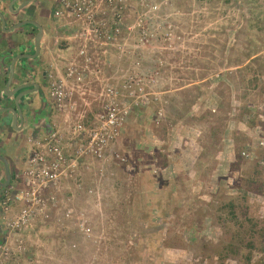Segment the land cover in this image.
Wrapping results in <instances>:
<instances>
[{"label":"rangeland","instance_id":"1","mask_svg":"<svg viewBox=\"0 0 264 264\" xmlns=\"http://www.w3.org/2000/svg\"><path fill=\"white\" fill-rule=\"evenodd\" d=\"M124 4L125 21L134 30L107 48L112 64L101 60L91 67L96 76L89 89L98 92L106 80L122 85L132 72L144 77L141 83L149 94L145 101L159 110L156 121L154 111L148 110L155 146L148 147L150 136L138 119L130 122L139 103L124 126L125 135L110 145L121 160L95 158L103 170L95 176L86 174L78 186L64 183L63 206L52 219L37 220L31 230L11 235L10 243L22 239L25 245L23 250L18 246L16 264H221L214 247L226 239L237 243L235 231L243 232L245 226L236 221L252 217L264 228V196L249 191L246 182L264 155L256 143L264 130V102L258 90L247 95L243 81L246 78L249 84L255 72H264V0H124ZM152 4L159 7L151 12ZM159 28L166 43L146 39L137 44L138 31ZM56 54L54 64L62 71L67 55ZM86 100L87 105L80 102L84 116L100 108L97 97ZM65 118L56 115L61 125ZM138 146L143 147L139 153L146 154L147 167L155 166L151 174L139 168ZM159 146L170 156L168 166L155 159ZM248 146L251 156L240 159L239 149ZM21 152L22 158L29 156L30 148ZM87 165L88 172L90 160ZM148 187H152L148 199L138 201L136 194L148 192ZM231 202L237 219L230 216ZM67 209H72L70 218L65 216ZM152 214L158 219L152 220ZM132 233L145 236L142 249L133 246ZM256 244L262 246L264 240Z\"/></svg>","mask_w":264,"mask_h":264},{"label":"built area","instance_id":"2","mask_svg":"<svg viewBox=\"0 0 264 264\" xmlns=\"http://www.w3.org/2000/svg\"><path fill=\"white\" fill-rule=\"evenodd\" d=\"M60 4L55 17L64 27L71 26L77 32L74 37L79 43L78 59L56 80L50 75L49 96L55 110L64 115L66 121L55 125L45 135L28 139L30 154L24 160L25 167L17 171L16 182L4 199L8 234L0 264L17 263L18 246L22 249L25 245L22 239L15 240V244L8 239L12 234L31 230L37 220H49L58 213L64 183L81 177L82 167L84 170L90 168L85 164L88 157L121 160L110 145L121 134L132 108L139 103L147 104L145 100L149 96L141 83L144 77L134 72L122 85L116 86L106 80L98 92L93 94L89 89L91 76H96L91 67H97L101 60L112 64L106 54L107 48L114 47L125 32L134 30L133 25L125 21L124 0H61ZM158 7L152 4L151 12ZM146 39L149 37L144 34L141 41ZM87 96H95L100 102L101 111L92 121L80 114L83 107L80 102L87 105ZM258 145L264 147V135ZM242 155L249 158L251 153L245 150ZM65 216L72 217V209H67Z\"/></svg>","mask_w":264,"mask_h":264},{"label":"flooded vegetation","instance_id":"3","mask_svg":"<svg viewBox=\"0 0 264 264\" xmlns=\"http://www.w3.org/2000/svg\"><path fill=\"white\" fill-rule=\"evenodd\" d=\"M60 2L0 0V63L7 57L5 60L9 65L7 78L1 77L3 73H0V126L7 116L16 117L18 126L23 125L25 133L28 131L25 136L18 132V145L23 143V139L29 142V138L45 135L55 125H59L56 115L64 117L55 110L54 101L49 96V85L51 78L56 80L78 59L75 49L79 45L73 42L77 32L71 26L64 27L61 20L55 17ZM54 54L60 58L62 54L67 55L63 57L67 65L63 71H60L58 64H54ZM17 86L18 92L11 95V88L16 89ZM6 88L7 92L3 91ZM15 164L14 161H0V262L5 236L8 234L3 204L6 193L16 182Z\"/></svg>","mask_w":264,"mask_h":264},{"label":"trees","instance_id":"4","mask_svg":"<svg viewBox=\"0 0 264 264\" xmlns=\"http://www.w3.org/2000/svg\"><path fill=\"white\" fill-rule=\"evenodd\" d=\"M144 34H147L150 42H154L157 41L160 44H164L166 43V38L164 37L165 32L163 29H158L157 32L151 29L146 31H138L137 34V44L141 45L143 44L141 41V38L144 36ZM149 41V40H148ZM146 47H142L140 49H144ZM158 59L162 60V57H158ZM257 60V59H256ZM154 64L158 62V60H154ZM240 70V69H237ZM256 75H254V77L250 80V83L248 84V80L245 78L244 81V90L246 92L247 95H249L252 92L255 91H259V98L261 100V102H264V87H262L261 82L262 79L260 78V76L263 75L264 77V72L259 74L258 72H255ZM262 77V78H263ZM92 78V76H91ZM248 78V77H247ZM245 97V94H244ZM260 102V101H259ZM264 104V103H263ZM143 105L145 104H141L139 105L140 107H143ZM138 106V105H136ZM134 111L136 108H132ZM245 112H249L248 109V105H246V107L244 108ZM101 109L99 108L98 110H94V112H90L88 113V117L90 118V120L92 121L94 118L93 116H95L97 113H100ZM264 114V113H263ZM132 113L130 114L129 118L131 117ZM128 118V120H129ZM124 129V128H123ZM123 129L120 131L122 133ZM217 135V134H216ZM259 138L257 139V150H261L264 151V147H261L258 145L259 139L263 137L264 135V130L259 131L258 133ZM253 141V140H252ZM249 151L252 152L251 150V146H248L247 148H244V150H240L238 151V157L240 159H244V156L242 155L243 151ZM241 151V152H240ZM156 153V154H155ZM155 159L157 161L161 159H163L164 164L163 166H168L170 164V160H169V156L166 154V152L164 153L163 150L161 151H157L155 150ZM153 157V156H152ZM264 155H262V157H260V159H257L256 161V167L254 168V172L247 177V188L249 191H257L258 193H260L261 195L264 196V161H262ZM248 162L252 163L251 160H248ZM151 168H155V166H152ZM136 197L139 198L138 201H145L147 200L146 196L143 193H137ZM136 198V199H137ZM141 199V200H140ZM142 202V201H141ZM139 204V203H138ZM174 204V203H173ZM140 205V204H139ZM137 204L134 205L135 208H137ZM154 206V204H153ZM228 206V205H227ZM155 207V206H154ZM163 208V206H162ZM229 208L230 210V216L233 219H237V216L235 214V210H236V205L231 202L229 203ZM133 209V207H132ZM153 215V214H152ZM158 219L157 215H153L152 216V220ZM244 223H242L243 221H236V223H240V227L241 226H245V228H243V232H236L235 231V239L237 240V243H232L230 241H222L219 243H216L217 245H215L213 253H215L218 262L221 264H225L226 262H236L237 264H264V244L261 246H258L257 241H260V239L264 240V228L260 227V225L258 224L259 222H257L258 220L252 218V217H245ZM246 222L249 223L248 224V228L246 227ZM138 237V238H137ZM145 236H138V235H133L132 233V238L131 241H133V246L135 248H141V244H142V239ZM258 237H260V239H257ZM150 246H154V243H152V241H150L149 243ZM160 246H158V243L155 242V249H159ZM220 248V249H219ZM260 255V257H258ZM18 256V254H17ZM259 258L258 260L255 258Z\"/></svg>","mask_w":264,"mask_h":264},{"label":"crops","instance_id":"5","mask_svg":"<svg viewBox=\"0 0 264 264\" xmlns=\"http://www.w3.org/2000/svg\"><path fill=\"white\" fill-rule=\"evenodd\" d=\"M15 52L17 53V51H15ZM4 54L5 53H3V55ZM6 55H8V54L6 53ZM12 57L9 56V58H12ZM5 59H7V57H5L3 59V61L0 63V73H3L1 77H6L7 78L8 77L7 69L9 67V65H8V63H6ZM66 66L67 65L65 63L64 67H66ZM11 89H13V91H11L12 92L11 95L14 94L16 91L18 92V86H17L16 89H14V87H12ZM3 91L7 92V88L4 89ZM151 106H152V104L150 105V104L147 103L146 105H143V107H139L138 109H136L134 111V114H133L132 118L130 119L131 123H133L134 120L138 119V124L140 125V127H143L144 132L146 133V135L150 136V138L148 137L149 140H150L149 143H148V145H149L148 147L149 148H153L155 146V144L151 143V136L153 135L151 130H153V129L150 128L151 126H153L152 122L154 120L152 119V117L149 116L151 114V112H148V110L152 109L154 111V116H155L154 119H155V121H156V113L159 111L157 108H154V107L152 108ZM40 117H39V119H40ZM36 122H39V121H36ZM18 123H19V121L16 119V117L7 116V118L3 119L2 123H1V126H0V156H3L6 159V161H8V162L12 163V161H14L16 163L15 166H17V171L19 169H22V168L25 167L24 164H23V167H22L21 166L22 165L21 162L19 164H18V162H19V159H22L23 163H24V160H25L26 156L24 158H22V155L20 156L19 154H21L22 153L21 151H23V150L25 152V148L26 149L30 148V144L25 146V144H27L26 139H23L24 141L20 145H18V143H17L18 132H20V134H22V135L24 134V136H25V134H28V131H27V133H25L23 131V125L18 126ZM136 125H137V123H136ZM33 126H34V124L32 125V128H33ZM125 133H126V129L124 128L122 133H121V136H124ZM141 135H142V133H141ZM140 144L142 145V143H140ZM111 148H112V146H111ZM142 149H143V147L141 148L140 146H138V148H136V151H138L137 153H139ZM156 150L157 151H161V150H164V149L159 146V147H157ZM137 153H135V154H137ZM25 154H26V152H25ZM135 156H138V158L137 157L136 158L138 160L137 162H139V164H140L139 168L142 169L141 171H146L147 173L149 172V174H151L152 171L154 170V168H151V166L147 167L148 166V161L144 160V157H146V154L139 153V154H137ZM89 160H90L91 169L87 172V170H84V168L82 167V175H81V177H79L78 179L73 181V182H75L74 184H76L75 186L80 185V182L82 181V178H85L86 174H89L90 176L91 175L95 176V175H99L100 172L103 170L101 168V166L99 167V163H101V162L97 161L94 157H88L85 160V164L86 165L88 164ZM149 162H151V161H149ZM101 164H103V163H101ZM12 165H14V164H12ZM0 171H1V165H0ZM164 171H165V169H164ZM148 189H149V187H148ZM151 191H152V187L148 190L149 193L147 191L145 193H143L146 196L147 199H148L147 195L150 194ZM140 193H142V192H140ZM61 206H63V205H61ZM6 236H5V239H6Z\"/></svg>","mask_w":264,"mask_h":264},{"label":"water","instance_id":"6","mask_svg":"<svg viewBox=\"0 0 264 264\" xmlns=\"http://www.w3.org/2000/svg\"><path fill=\"white\" fill-rule=\"evenodd\" d=\"M0 161H2L3 163H6V159L3 156H0Z\"/></svg>","mask_w":264,"mask_h":264}]
</instances>
